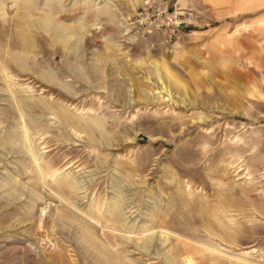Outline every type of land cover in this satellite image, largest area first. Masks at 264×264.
<instances>
[{"label":"rangeland","instance_id":"374dc122","mask_svg":"<svg viewBox=\"0 0 264 264\" xmlns=\"http://www.w3.org/2000/svg\"><path fill=\"white\" fill-rule=\"evenodd\" d=\"M112 1L0 0V264H264L261 24Z\"/></svg>","mask_w":264,"mask_h":264},{"label":"built area","instance_id":"2783aa9c","mask_svg":"<svg viewBox=\"0 0 264 264\" xmlns=\"http://www.w3.org/2000/svg\"><path fill=\"white\" fill-rule=\"evenodd\" d=\"M197 19L192 0H139L127 21L136 38H155L171 43L188 35Z\"/></svg>","mask_w":264,"mask_h":264},{"label":"crops","instance_id":"0c3cea01","mask_svg":"<svg viewBox=\"0 0 264 264\" xmlns=\"http://www.w3.org/2000/svg\"><path fill=\"white\" fill-rule=\"evenodd\" d=\"M192 2L196 9L197 6L199 8H205L220 19H225L226 17L234 13L250 12L252 13V17L254 16V18L257 20L255 23L257 24V22H259V24H261V26H258L261 30L259 34L260 36L263 35L262 37H260L261 39L264 38V0H192ZM255 27L257 28V25ZM224 36L225 34H223L222 36L225 39L226 37ZM253 36L255 37V39H258V33H252V38ZM219 43L220 46L217 48L218 50L224 53L229 52L230 48L225 46L227 43L226 41H219ZM257 48L258 46L256 42L252 41V67H254L255 70L258 67L264 66V56L258 55ZM195 62H197V60ZM240 77L241 76H237L236 78L240 79Z\"/></svg>","mask_w":264,"mask_h":264},{"label":"bare ground","instance_id":"6f19581e","mask_svg":"<svg viewBox=\"0 0 264 264\" xmlns=\"http://www.w3.org/2000/svg\"><path fill=\"white\" fill-rule=\"evenodd\" d=\"M103 3H113V1L112 0H101ZM160 81H161V83L163 84L164 83V81H163V78H161L160 79ZM175 83V82H174ZM159 92H161V90H159ZM63 110H65L66 111V114H65V118L63 119V123L65 124V125H72V126H78V123L76 122V119H75V116L74 115H71V113H69L68 111H67V109H66V107H64V105H63ZM105 124V123H104ZM104 124H103V126H104ZM105 127V126H104Z\"/></svg>","mask_w":264,"mask_h":264}]
</instances>
